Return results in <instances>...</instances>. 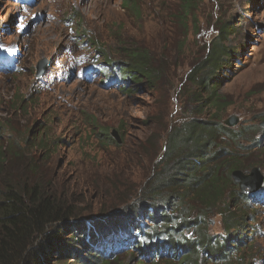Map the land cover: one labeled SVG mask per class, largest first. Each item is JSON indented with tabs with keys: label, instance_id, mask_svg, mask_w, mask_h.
I'll return each mask as SVG.
<instances>
[{
	"label": "rangeland",
	"instance_id": "1",
	"mask_svg": "<svg viewBox=\"0 0 264 264\" xmlns=\"http://www.w3.org/2000/svg\"><path fill=\"white\" fill-rule=\"evenodd\" d=\"M136 1L138 15L124 6L125 0H32L30 5L0 0V46L12 49L17 61L11 71L0 69V125L8 126L4 140L24 148L22 161L5 174L13 181L38 182L71 203L84 222L103 220L135 199L140 203L139 192L159 169L170 129L192 115L214 118L215 110L202 106L206 94L197 84V66L218 28L227 25L232 30L224 44L232 57L218 71V91L229 105L217 118L235 117L236 124L227 127L241 135L240 145L252 144L240 153L246 166L239 170L249 178L262 177L247 205L236 208V216L247 213L246 237L240 250L229 248L227 262L264 264V0H200L196 28L188 20L187 29L172 17L178 0ZM90 41L100 47L91 48ZM134 48L146 50L159 73L153 84L144 78L131 81L124 93L115 61L123 64V55ZM93 50L103 51L105 58ZM85 66L92 69L87 79L81 73ZM38 129L41 149L25 141L37 143ZM31 159L35 166L28 169ZM208 220L210 236H223L221 215ZM188 229L184 233L194 239ZM126 252L112 264L158 259L148 252L143 258Z\"/></svg>",
	"mask_w": 264,
	"mask_h": 264
},
{
	"label": "trees",
	"instance_id": "2",
	"mask_svg": "<svg viewBox=\"0 0 264 264\" xmlns=\"http://www.w3.org/2000/svg\"><path fill=\"white\" fill-rule=\"evenodd\" d=\"M199 1L178 0V11L172 17L183 29H187L188 20L196 28ZM137 3L125 0L124 6L138 15ZM75 20L80 35L82 19L77 16ZM230 30L232 27L227 25L218 28L205 58L197 66V84L206 94L202 106L215 110L214 118L192 115L173 126L165 138L159 169L139 192L143 199L140 203L135 199L132 206L120 208L103 220L84 222L71 203H63L38 182L13 181L9 173L6 175L9 167L22 161L24 148L17 141L4 140L8 126L1 123L0 264H87L88 259L90 264H112L123 250L131 255L137 252V257L142 258L148 252L158 258L151 264H175L173 259L179 257L178 264H228L229 252L240 250L246 237L247 213L236 216V208L246 206L249 199L234 183L231 173L244 169L246 164L240 153L252 146L240 145L241 135L217 118L229 105L218 91V71L232 57V51L224 44ZM89 44L91 48L100 47L95 41ZM93 51L105 58L103 51ZM123 57V64L115 61L122 82L144 78L153 84L159 68L150 62L146 50L134 48ZM126 87L121 89L124 93ZM42 135L38 129L33 135L38 138L37 143L25 141L28 146L31 142L32 147L41 149ZM33 166L31 159L27 167ZM217 214L221 215L224 233L214 239L208 231V217ZM186 229L190 234L195 232L194 239L184 233ZM68 231L70 235L63 237ZM167 254L171 260L163 259Z\"/></svg>",
	"mask_w": 264,
	"mask_h": 264
},
{
	"label": "water",
	"instance_id": "3",
	"mask_svg": "<svg viewBox=\"0 0 264 264\" xmlns=\"http://www.w3.org/2000/svg\"><path fill=\"white\" fill-rule=\"evenodd\" d=\"M222 123L226 126L231 127L236 124V119L234 116H229L227 119L222 120ZM262 125H264V120L262 121ZM112 136L115 138L117 143L120 142L117 131L113 130ZM253 172L254 173L258 172V169L254 168ZM231 176H232V180L236 184H238L240 191H246V190L254 191L256 188L259 187L262 181L261 176L254 177V174H252V177L249 178V176L243 175L242 172L238 169L234 170L231 173Z\"/></svg>",
	"mask_w": 264,
	"mask_h": 264
},
{
	"label": "clouds",
	"instance_id": "4",
	"mask_svg": "<svg viewBox=\"0 0 264 264\" xmlns=\"http://www.w3.org/2000/svg\"><path fill=\"white\" fill-rule=\"evenodd\" d=\"M2 49H6V47H2V46H0V50H2ZM11 53H10V55L9 56H7V54H3V56H1V59H2V61H4V62H6V61H8V60H10V58H12V59H14V60H16L15 59V57H14V54H13V51H12V49H10V48H7ZM6 57H8V59L6 60ZM109 62H107V68H110L111 67V64L109 63ZM16 64H17V61H16V63L14 64L15 65V67H16ZM14 67V68H15ZM88 66H85L82 70H81V73H82V75L84 74V73H86V68H87ZM13 68V69H14ZM90 68V67H89ZM1 69V68H0ZM13 69H11V70H13ZM104 70H105V68H103ZM115 69H117L118 70V68H117V66H115ZM1 70H3L4 72H6L4 69H1ZM11 70H9V71H11ZM102 70V69H101ZM118 74H120L119 73V71H118ZM121 74H120V77H119V81L121 82V83H123L124 84V86L123 87H125V86H127L128 85V83H124V82H122L120 79H121ZM122 87V88H123ZM114 138V137H113ZM115 139V138H114ZM116 141V140H115ZM235 183V182H234ZM238 185V184H237ZM238 188H239V186H238ZM259 188V187H258ZM240 190V189H239ZM241 192H243V193H245V194H247V196L249 197V195H254V194H256L257 192H256V189L254 190V191H249V190H246V191H241Z\"/></svg>",
	"mask_w": 264,
	"mask_h": 264
},
{
	"label": "bare ground",
	"instance_id": "5",
	"mask_svg": "<svg viewBox=\"0 0 264 264\" xmlns=\"http://www.w3.org/2000/svg\"><path fill=\"white\" fill-rule=\"evenodd\" d=\"M12 59V58H11Z\"/></svg>",
	"mask_w": 264,
	"mask_h": 264
}]
</instances>
